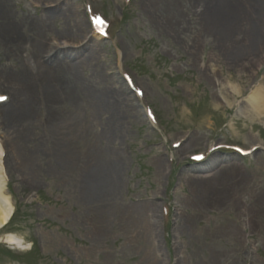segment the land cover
Listing matches in <instances>:
<instances>
[{"label": "rangeland", "instance_id": "374dc122", "mask_svg": "<svg viewBox=\"0 0 264 264\" xmlns=\"http://www.w3.org/2000/svg\"><path fill=\"white\" fill-rule=\"evenodd\" d=\"M168 2L8 0L11 19L0 20V75L29 79L39 37L62 46L59 58L43 60L66 67L77 85L74 102L63 100L59 113L88 118L87 148L115 174L111 194L101 200L85 187L86 159L65 181L48 171L43 109L29 125L39 140L35 148L45 153L26 175V165L14 167L18 149L0 125V165L15 210L0 230V264H264V119L246 109L264 83V43L241 51L244 61L234 65L215 36L203 34L195 10L188 8L182 27L168 28L176 13ZM11 83L0 78L6 98L0 110ZM124 84L140 113L121 99L129 118L114 138L84 99L88 91ZM215 151L226 160L206 171L235 167L225 170L231 176L225 182L205 184L193 175L205 169L192 161ZM6 234L21 238L25 249L6 243Z\"/></svg>", "mask_w": 264, "mask_h": 264}, {"label": "bare ground", "instance_id": "6f19581e", "mask_svg": "<svg viewBox=\"0 0 264 264\" xmlns=\"http://www.w3.org/2000/svg\"><path fill=\"white\" fill-rule=\"evenodd\" d=\"M166 1L173 3L176 9V13L171 18H167L166 26L168 28L176 31L179 27H182V22L188 13L187 11H189L188 8L192 11L195 10L200 16L203 34L206 36L214 35L216 42L218 41L221 46L226 48L228 58L234 65L244 61L241 51L253 50L254 52L258 44L264 43V0ZM186 2H188V5L185 6ZM10 16L8 0H0V20H10ZM45 23V21H42L39 26L43 28ZM78 26L85 33L86 25L79 23ZM97 32L98 30L94 29V34ZM7 36L9 37V34ZM200 36L202 37V35L198 34V40L194 42L195 47L199 44L198 41L202 40ZM84 37H87L86 33ZM20 45L22 44L14 41V47ZM34 48L35 54L30 59L37 66L33 68L34 73L27 77L29 79L23 82L21 81L23 75L21 78L13 75L5 78L0 75V78L6 82H12L13 86H15L11 87L13 91L8 102L0 110V125L3 133L9 137L18 149L14 154L19 160H17V166L15 165L14 167H17V169L19 167L18 170H21L26 165V175L29 176L30 174L33 175V171H36L35 160L40 158L42 153H45V150L41 151L39 148H35L39 140L37 141V139L31 137L29 124L33 123L30 121H35L36 116H41L45 110L47 112L45 125L49 131L47 140L49 148L45 154H48L51 160V166L48 171L52 170L58 173L60 178L65 181L67 177L73 176L74 169L80 164L82 158L86 159L85 187L89 189L90 193L93 191L99 192L97 193L98 199L103 200L108 197L109 192L111 194L109 184L111 179L114 178L112 173L115 174V172L106 168V164L101 162L97 156L96 164L91 154L92 151L87 148L90 129L88 127V118L69 117L59 113L63 100L74 102L73 90L77 87L67 76L66 67L61 69L47 67L48 63L43 61L48 56L59 58L60 51L61 53L63 52V47L50 45L42 37H39L34 43ZM28 72L29 70H27V74ZM134 98L130 96V92L126 84H124L118 90L88 91L84 101L85 105L101 120L104 134L117 138L120 135V126L124 124L125 119L129 118L126 115V111L122 108L121 102L127 103L128 107L134 109L136 113H140L137 109V104L133 101ZM246 109H248L249 113L251 112L250 116L253 119H264V83L253 92L248 100ZM26 118L29 122L25 121ZM32 126L34 127L33 124ZM30 142L34 146L28 150L26 147ZM76 144L81 146L83 153L78 151ZM2 153L3 150L0 143V160L2 159ZM212 155L197 168L199 170L201 168L205 169L212 162L217 163L226 160V155L217 154L216 152ZM234 167V164H228L220 169L218 168V170L206 171L205 169L200 171V174L195 173L193 175L196 178L207 179L209 182H205V184L222 183L231 177L226 174L225 170ZM2 168V165H0V230L11 223L15 213L14 205L6 192ZM183 173L185 174V172ZM3 240L9 245L25 249V242L14 234H6ZM26 247L29 248L30 244L26 245Z\"/></svg>", "mask_w": 264, "mask_h": 264}, {"label": "snow or ice", "instance_id": "6c2138e0", "mask_svg": "<svg viewBox=\"0 0 264 264\" xmlns=\"http://www.w3.org/2000/svg\"><path fill=\"white\" fill-rule=\"evenodd\" d=\"M4 99H6L5 97H0V100H4Z\"/></svg>", "mask_w": 264, "mask_h": 264}]
</instances>
